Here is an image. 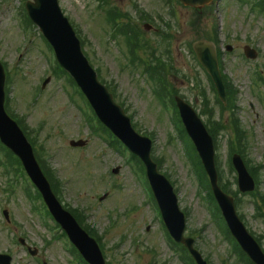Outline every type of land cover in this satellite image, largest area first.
Listing matches in <instances>:
<instances>
[{
    "label": "rangeland",
    "instance_id": "1",
    "mask_svg": "<svg viewBox=\"0 0 264 264\" xmlns=\"http://www.w3.org/2000/svg\"><path fill=\"white\" fill-rule=\"evenodd\" d=\"M24 1L0 0V60L10 75L9 108L15 116L25 120L40 158L49 166L48 170L59 186L57 190L63 204L85 215L86 225L93 227L101 237L103 252L110 264H187L181 260L179 249L165 237L156 206L150 200L144 178L136 174L133 161L128 155L114 150L104 133L92 135L86 129L85 114L80 110L83 105L77 106L78 100L85 103V99L67 87L65 77L58 78L54 52L50 51L39 30L32 26L26 28L25 17L20 15ZM108 1L126 15L120 21L141 33L140 41L155 43L162 51L166 49L162 41L167 37L180 45L183 55L177 51L165 58L178 68L179 79L172 82L176 89L199 112L204 108L202 97L206 96L215 110L209 112L210 117L214 113L216 118L224 117L227 125L230 118H236L250 142L249 162L253 166L264 164V107L251 92L249 75L257 65L264 63V15L242 5L247 0H217L215 6L204 12L206 16L216 8L212 21L207 19L200 27L209 37L216 25L223 49L229 44L241 53L245 45H252L260 52L256 62H237L232 57L225 59L224 73L237 90L238 110L231 117L216 104L204 71L188 52V46L197 40L190 27L191 20L197 18L192 9L180 5L171 8L167 0ZM255 1L251 0V4ZM103 4L99 0L61 2L65 14L83 38L85 52L100 71L101 78L113 88L117 101L125 105L136 128L152 136L154 156L173 182L181 207L188 215L187 234L197 240V248L210 264H244L221 232L219 219L202 189L188 149L177 136L174 110L157 101L142 66L133 70L124 36L110 39L114 33L100 14L97 15ZM137 7L151 16V22L145 20ZM173 9L178 12L179 21L171 16ZM145 23L160 28V31H147ZM149 51L139 53L148 59ZM48 77L52 78L51 83L42 90ZM252 88L256 92L259 85L254 82ZM89 114L94 117L90 109ZM203 118L207 121V116ZM94 125H98L96 121ZM231 136L232 131H226L218 138L216 161L225 185L235 191V172L229 161ZM79 139H87L90 144L83 149H72L70 141ZM116 167H120V172L114 175L112 170ZM254 170L261 181L259 193L264 194V170L261 174L257 168ZM4 172L0 167V251L11 253L14 264H35L20 246L19 239L23 238L39 250L37 264H78L54 221L42 209L41 202L28 197L26 189L29 186L22 177L12 173L4 175ZM9 181H14L11 186L16 188L15 195L5 193ZM106 193L109 197L100 202L99 198ZM252 201L253 197H242L239 214L243 215L247 227L261 237L264 248V221L254 215ZM4 210L9 211L10 222L4 218Z\"/></svg>",
    "mask_w": 264,
    "mask_h": 264
},
{
    "label": "water",
    "instance_id": "2",
    "mask_svg": "<svg viewBox=\"0 0 264 264\" xmlns=\"http://www.w3.org/2000/svg\"><path fill=\"white\" fill-rule=\"evenodd\" d=\"M186 5L201 8L209 4L212 0H180ZM28 11L32 19L37 23L41 31L56 50L60 64L68 70L75 78L76 82L88 97L99 118L105 122L123 142L139 155L145 162L148 169V176L153 186L156 198L160 204L164 219L169 230L178 242H183L191 250L193 256L199 264H205L198 252L193 249V240L183 237L185 229V218L180 212L177 198L173 187L169 181L159 174L156 164L151 159L152 142L139 136L133 130L130 120L124 115L122 109L117 106L108 89L103 86L97 78L96 73L89 65L81 50V44L68 20L61 12L58 0H36V4L28 5ZM194 49L200 62L212 75L220 93L224 98L225 90L221 81L217 56L213 45L205 42H198ZM5 81L6 75L3 65L0 63V136L3 142L9 146L19 157H21L26 170L34 183L42 191L54 216L59 219L64 226L73 225L76 245L82 249L85 246L90 249V262L92 264H105V260L96 242L79 228L72 216L65 212L58 203L50 184L39 167L32 147L26 137L19 129L18 125L6 114L5 103ZM184 122L190 135L195 141L201 154L207 171L210 173L213 188L219 203L221 204L229 222L237 232L239 239L246 251L261 264H264V255L254 239L245 231L242 224L231 209L233 202L226 197L217 187V175L214 164V148L212 138L206 132L201 120L195 112L181 99H177ZM76 145L75 143H73ZM81 145L83 143H77ZM240 173V183L244 190L253 189V184L249 178L242 162H236ZM93 254V255H92Z\"/></svg>",
    "mask_w": 264,
    "mask_h": 264
},
{
    "label": "flooded vegetation",
    "instance_id": "3",
    "mask_svg": "<svg viewBox=\"0 0 264 264\" xmlns=\"http://www.w3.org/2000/svg\"><path fill=\"white\" fill-rule=\"evenodd\" d=\"M29 246L30 245H28V244L26 245V243L23 241V247H25L24 250L30 255H31V252L35 253V255L33 257H34L35 263L37 264V249H33L32 247H29Z\"/></svg>",
    "mask_w": 264,
    "mask_h": 264
},
{
    "label": "trees",
    "instance_id": "4",
    "mask_svg": "<svg viewBox=\"0 0 264 264\" xmlns=\"http://www.w3.org/2000/svg\"><path fill=\"white\" fill-rule=\"evenodd\" d=\"M160 81H161V80H160ZM166 88H167V90H168V87H166ZM164 94L167 96V98H171V100H172V104H173L172 94H170V93L167 94V92H164ZM157 96H158V98H159L160 100H163L162 93H161V94H157Z\"/></svg>",
    "mask_w": 264,
    "mask_h": 264
}]
</instances>
